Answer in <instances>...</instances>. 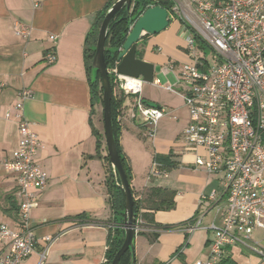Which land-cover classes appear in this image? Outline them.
Wrapping results in <instances>:
<instances>
[{
	"label": "crops",
	"instance_id": "crops-1",
	"mask_svg": "<svg viewBox=\"0 0 264 264\" xmlns=\"http://www.w3.org/2000/svg\"><path fill=\"white\" fill-rule=\"evenodd\" d=\"M111 2L0 0V222L14 231L21 228L18 177L5 170L3 162L13 156L19 144V124L6 114L22 90L33 92L25 103V115L39 138L36 161L49 178L44 189L35 191L37 206L30 213V227L38 240L36 252L21 264H40L39 254L46 249L48 257L43 264H103L107 258L114 216L106 168L94 157L97 140L93 127L102 130L100 105L94 107L92 102L85 43L97 15ZM170 18L166 30L144 35L137 45L141 59L155 65L154 80H161L157 76L161 69L165 85L175 84L179 64L189 60L183 46V22L178 15ZM17 23L27 28L25 37L16 34ZM51 50L56 53L53 64L45 60ZM172 61L178 64L175 71L170 69ZM151 85L144 89L145 103L165 109L166 117L150 137V129L127 111L132 98L122 97L125 119L119 124L120 146L131 171L135 200L160 188L175 193V207L154 214L158 225L171 228L161 232L156 242L144 234L136 236V264H198L209 256L215 237L212 225H221L217 209L224 204V173L209 175L196 168V159L206 153L183 140L190 121L188 107L181 96ZM163 93L170 98L167 105L160 100ZM156 155L166 156L172 164L167 172L159 169L166 175H152ZM214 194L216 200L211 199ZM199 217L200 228L191 232ZM6 248L0 244V255ZM256 248L264 253L262 227L254 231L250 247L229 246L225 262L264 264V254Z\"/></svg>",
	"mask_w": 264,
	"mask_h": 264
},
{
	"label": "built area",
	"instance_id": "built-area-1",
	"mask_svg": "<svg viewBox=\"0 0 264 264\" xmlns=\"http://www.w3.org/2000/svg\"><path fill=\"white\" fill-rule=\"evenodd\" d=\"M171 1L176 16L183 21L187 52L195 62L179 67L175 84L163 85L161 80L153 83L181 96L188 107L190 121L183 140L206 153V157L198 156L196 168L209 175L224 173L221 181L224 204L217 209L221 225H212L215 237L209 256L198 264H226L229 246L250 247L254 231L264 228L261 221L264 218V0ZM15 31L25 37L28 30L17 23ZM195 35L211 49L213 65L197 57L200 48ZM45 60L53 64L55 51H49ZM118 64L108 69L115 93L132 98L127 110L130 117L140 118L150 129V137H154L157 124L166 117L167 111L148 106L142 96L143 79L120 75ZM170 69L175 71L176 66L171 64ZM32 97L31 90H22L6 114L7 118L17 120L20 139L13 156L3 162V167L18 177L16 195L22 203L19 231L0 222V244L7 247V252L0 255V264H21L34 255L38 244L30 227V213L37 206L35 191L44 189L49 178L36 161L39 138L25 115V103ZM121 98L117 96V100ZM124 119L125 108L120 104L116 109L117 124ZM163 174L155 163L152 175ZM114 175L121 185L115 170ZM211 199L216 200L215 194ZM141 223L135 227L137 235L151 232L140 227ZM201 224L199 217L191 232ZM255 250L264 254L259 248ZM47 257L46 249L39 254L40 264ZM106 262L107 258L103 264Z\"/></svg>",
	"mask_w": 264,
	"mask_h": 264
},
{
	"label": "trees",
	"instance_id": "trees-1",
	"mask_svg": "<svg viewBox=\"0 0 264 264\" xmlns=\"http://www.w3.org/2000/svg\"><path fill=\"white\" fill-rule=\"evenodd\" d=\"M118 0H112V2L106 7V9L97 15L96 23L93 29L90 31L86 38L85 43V65L88 72V81L91 87L92 102L93 106L103 104V82L99 72L93 69V59L96 52V45L98 40V34L101 24L105 18L108 10ZM160 6L167 9L170 16L175 18L176 13L174 12V3L171 0H133L132 8L130 11L123 9L121 10L112 20L106 41L105 55L108 69L113 68L118 62L119 51L126 42V39L131 31L134 23L141 17V15L149 8ZM196 43L200 49L206 50L207 46L203 40L195 35ZM141 59L142 55L138 54ZM112 86L114 88V100L112 102V115L113 125L115 131V139L117 142L118 151L121 156V160L124 169L128 175V179L131 183V171L127 165L126 159L122 154L120 146V135L121 129L116 122V109L117 106L123 101L122 96L115 93V86L113 78L110 76ZM117 96L121 99L117 100ZM104 107V106H103ZM94 135L97 140V153L94 156L97 159L102 160L105 163L106 168V187L109 195V204L114 216V227L110 232V238L108 242L107 251V262L105 264H111L115 255L123 245L125 231H124V216H125V193L118 181L115 179L114 169L110 163V159L105 147V135H103L98 129L93 127ZM264 142V137H263ZM105 150V155L103 151ZM154 162L159 165L161 171L167 172L172 164L169 163L166 156L156 155ZM175 193L169 190L153 188L142 195L141 198L135 200L134 212L137 218V222L142 221L140 227L149 229L151 232H140L148 237L149 241L154 243L158 240L161 232L169 231L171 228L163 227L155 222L154 214L159 211H170L175 207ZM227 263V262H226ZM119 264H132V253L128 251L123 255ZM229 264V263H228Z\"/></svg>",
	"mask_w": 264,
	"mask_h": 264
},
{
	"label": "water",
	"instance_id": "water-1",
	"mask_svg": "<svg viewBox=\"0 0 264 264\" xmlns=\"http://www.w3.org/2000/svg\"><path fill=\"white\" fill-rule=\"evenodd\" d=\"M133 0H118L106 13L101 24L96 52L92 67L99 72L103 82V122L107 153L113 169L117 172L121 187L125 193V216H124V242L115 255L111 264H119L125 253L131 251L132 264H136V230L138 225L134 212L135 198L131 183L124 169L120 153L115 139L113 125L112 102L114 100V88L112 86L108 65L106 62L105 48L110 24L114 17L123 9L131 10ZM170 13L167 9L156 6L147 9L134 23L126 39L125 44L119 51L118 73L123 76L142 78L145 83L152 84L155 79V65L138 58L137 45L144 35H157L166 30L170 25Z\"/></svg>",
	"mask_w": 264,
	"mask_h": 264
},
{
	"label": "rangeland",
	"instance_id": "rangeland-1",
	"mask_svg": "<svg viewBox=\"0 0 264 264\" xmlns=\"http://www.w3.org/2000/svg\"><path fill=\"white\" fill-rule=\"evenodd\" d=\"M182 21V20H181ZM183 22V21H182ZM184 42H185V45H183L184 46V51H185V53L187 54V56H188V58H189V60H188V63H194L195 62V60L194 59H192L190 56H189V54H188V52H187V48H188V45H187V42H186V39H185V37H184ZM207 52V53H206ZM206 52H204L203 50H201V49H198V51L196 52V55H197V57L198 58H205V59H207L210 63H211V65H213L214 64V60H213V56H212V51H211V49L210 48H206ZM171 64H174L175 66H178V64L176 63V61H172L171 62ZM170 64V65H171ZM179 65H182V64H179ZM157 76L158 77H160V79L162 80V82H163V84L164 83H166V77L163 75V73H162V70L161 69H158V71H157ZM165 85V84H164ZM148 86H152L151 84H149V83H145V85H144V89L146 88V87H148ZM143 89V92H142V95H144L145 94V90ZM169 95H178V94H173V93H168ZM161 96V98H160V100L162 101V103L164 104V105H167L169 102H170V98H169V96L165 93H163L162 95H160ZM179 96V95H178ZM123 97V96H122ZM99 119V122H100V127H101V130H102V134L104 135V122H103V104H100V106H99V117H98ZM105 147H106V150H107V146H106V141H105ZM103 164H104V166H105V163L103 162Z\"/></svg>",
	"mask_w": 264,
	"mask_h": 264
}]
</instances>
